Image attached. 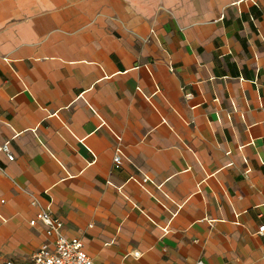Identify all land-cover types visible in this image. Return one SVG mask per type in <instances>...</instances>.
<instances>
[{
	"label": "crops",
	"instance_id": "0c3cea01",
	"mask_svg": "<svg viewBox=\"0 0 264 264\" xmlns=\"http://www.w3.org/2000/svg\"><path fill=\"white\" fill-rule=\"evenodd\" d=\"M263 105L264 0H0V261L264 264Z\"/></svg>",
	"mask_w": 264,
	"mask_h": 264
},
{
	"label": "built area",
	"instance_id": "2783aa9c",
	"mask_svg": "<svg viewBox=\"0 0 264 264\" xmlns=\"http://www.w3.org/2000/svg\"><path fill=\"white\" fill-rule=\"evenodd\" d=\"M264 107V105H263ZM9 160L14 159L9 144L6 142L0 146ZM121 155L116 152L113 156L115 167L121 165ZM37 221L42 222L45 228L46 240L39 245L31 256L30 264H101L95 262L84 250L82 241L77 237H67L61 231L62 221L47 209L39 210L36 215L29 220L30 225ZM264 225L259 226L258 233L262 234ZM139 252L134 251L133 256H138ZM0 264H18L11 259L0 261ZM188 264H205L198 259Z\"/></svg>",
	"mask_w": 264,
	"mask_h": 264
}]
</instances>
